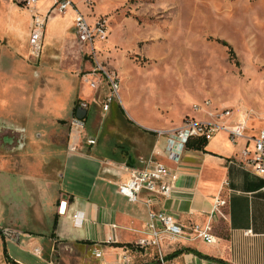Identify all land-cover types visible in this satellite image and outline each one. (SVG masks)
<instances>
[{
	"label": "crops",
	"instance_id": "crops-1",
	"mask_svg": "<svg viewBox=\"0 0 264 264\" xmlns=\"http://www.w3.org/2000/svg\"><path fill=\"white\" fill-rule=\"evenodd\" d=\"M52 7L49 0L40 11L46 14ZM52 15L46 31L54 48L43 63L56 74H45L38 70L41 58L33 59L37 68L29 59L31 16L19 0H0V92L20 101L26 112L14 110L13 116L25 126L34 121L31 112L45 126L40 135H24L25 127L0 124V264H155L157 249L138 246L149 237V214L165 212L182 226L203 227L217 197L227 205L212 223L216 243L164 236L166 257L174 264H264V177L237 164L242 150L253 148L249 138L264 128V116L248 121L246 138L237 145L221 132L209 142L192 140L181 160L171 161L164 153L167 137L158 132L182 123L134 111L124 90L121 100L104 111L110 88L93 72L87 46L75 31V12L62 17L66 26L53 24ZM79 107L86 115L75 135L71 123ZM189 118L239 120L235 114L221 120ZM142 159L177 174L170 197L143 193L132 203L117 192L129 170L144 166Z\"/></svg>",
	"mask_w": 264,
	"mask_h": 264
},
{
	"label": "rangeland",
	"instance_id": "rangeland-1",
	"mask_svg": "<svg viewBox=\"0 0 264 264\" xmlns=\"http://www.w3.org/2000/svg\"><path fill=\"white\" fill-rule=\"evenodd\" d=\"M42 1L40 9L49 4ZM72 1L90 24L107 21L108 40L95 42L99 59L119 76L120 96L127 91L134 111L172 123L223 109L264 116V0ZM52 16L53 24H68L63 15ZM48 33L38 70L56 74L43 63L54 48ZM219 41L233 48L236 60ZM17 100L0 92V124L25 127L24 135L42 134L45 126L34 112L27 126L13 116L14 110L26 112Z\"/></svg>",
	"mask_w": 264,
	"mask_h": 264
},
{
	"label": "built area",
	"instance_id": "built-area-1",
	"mask_svg": "<svg viewBox=\"0 0 264 264\" xmlns=\"http://www.w3.org/2000/svg\"><path fill=\"white\" fill-rule=\"evenodd\" d=\"M24 9L32 18V29L30 35V53L31 56L40 60L43 52V42L49 16L52 12H57L59 15H66L70 11H74L75 31L80 42L88 48V55L94 63V74H101L110 88V94L105 97L103 102V110L108 111L110 104L115 99L120 98V78L116 72L107 70L103 62L99 59V51L96 48V41L106 42L108 40L109 29L106 20L98 19L95 23L90 24L87 17L80 11L77 5L72 0H53V7L49 13L43 14L40 11L41 0H19ZM85 4L92 5V0H85ZM87 75L83 78L86 83L97 90L98 84L91 82ZM209 108V103L207 104ZM198 112L202 108L195 107ZM206 116L214 117L215 119H224L235 114L234 111L223 109L221 111H206ZM238 121L234 123L218 122V121H196L194 119H186L182 125L176 129L168 131H159L160 136L167 137L165 155L169 160L179 162L181 155L188 147L189 143L194 139H202L209 142L213 140L219 133H227L230 142L237 145L239 140L246 138L245 130L251 116L247 112H239ZM72 131L74 134H80L83 129L82 122L75 118L72 120ZM253 141L252 149L245 148L240 154V159L237 164L259 176L264 177V128L258 135L249 138ZM90 145L95 144V140L88 141ZM72 152L74 148H70ZM144 166L129 170L127 175L117 184V192L128 198L132 203L139 202L141 194L146 193L152 197L168 198L171 195L174 184L177 180V174L158 161L152 159H142ZM148 200L147 204H149ZM227 205V201L221 197L215 199L212 211L209 216V221L205 226L197 224L191 226H182L171 215L165 212L150 213L147 223L148 238H142L138 241V246L141 248L153 247L158 251L157 261L155 264H174L171 262L163 250L161 243L164 236H168L172 240L189 239L202 240L208 244H215L216 238L213 234V220L221 207ZM36 254L39 250L36 249ZM97 256H100L98 254ZM125 262L128 263V257H125Z\"/></svg>",
	"mask_w": 264,
	"mask_h": 264
},
{
	"label": "trees",
	"instance_id": "trees-1",
	"mask_svg": "<svg viewBox=\"0 0 264 264\" xmlns=\"http://www.w3.org/2000/svg\"><path fill=\"white\" fill-rule=\"evenodd\" d=\"M221 44H223L225 47L228 48V51H229V55H230V59L232 60H236V55H235V52L233 50V48L225 41H219ZM200 141V140H199ZM200 145L203 144V142H200L199 143ZM56 223V222H55ZM220 264H226L225 262L223 261H219Z\"/></svg>",
	"mask_w": 264,
	"mask_h": 264
},
{
	"label": "water",
	"instance_id": "water-1",
	"mask_svg": "<svg viewBox=\"0 0 264 264\" xmlns=\"http://www.w3.org/2000/svg\"><path fill=\"white\" fill-rule=\"evenodd\" d=\"M86 115V110L83 109V107H79L77 110V118L80 122L83 121V119L85 118Z\"/></svg>",
	"mask_w": 264,
	"mask_h": 264
}]
</instances>
